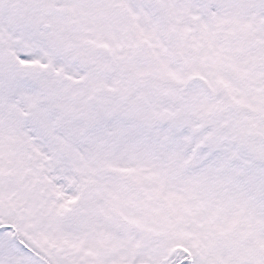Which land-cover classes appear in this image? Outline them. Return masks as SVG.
I'll list each match as a JSON object with an SVG mask.
<instances>
[{"label": "snow or ice", "instance_id": "1", "mask_svg": "<svg viewBox=\"0 0 264 264\" xmlns=\"http://www.w3.org/2000/svg\"><path fill=\"white\" fill-rule=\"evenodd\" d=\"M0 264H264V0H0Z\"/></svg>", "mask_w": 264, "mask_h": 264}]
</instances>
